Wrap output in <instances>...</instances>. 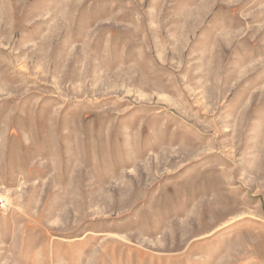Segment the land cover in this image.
Instances as JSON below:
<instances>
[{
	"label": "rangeland",
	"instance_id": "rangeland-1",
	"mask_svg": "<svg viewBox=\"0 0 264 264\" xmlns=\"http://www.w3.org/2000/svg\"><path fill=\"white\" fill-rule=\"evenodd\" d=\"M0 264H264V0H0Z\"/></svg>",
	"mask_w": 264,
	"mask_h": 264
},
{
	"label": "built area",
	"instance_id": "built-area-1",
	"mask_svg": "<svg viewBox=\"0 0 264 264\" xmlns=\"http://www.w3.org/2000/svg\"><path fill=\"white\" fill-rule=\"evenodd\" d=\"M5 206H6L5 199L0 197V208H5Z\"/></svg>",
	"mask_w": 264,
	"mask_h": 264
}]
</instances>
